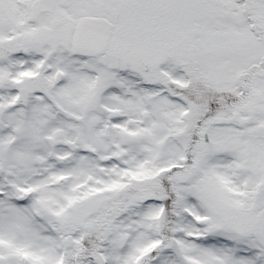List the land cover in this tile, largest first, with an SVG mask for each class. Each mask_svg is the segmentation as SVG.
Returning a JSON list of instances; mask_svg holds the SVG:
<instances>
[{
  "label": "snow or ice",
  "instance_id": "6c2138e0",
  "mask_svg": "<svg viewBox=\"0 0 264 264\" xmlns=\"http://www.w3.org/2000/svg\"><path fill=\"white\" fill-rule=\"evenodd\" d=\"M0 264H264V0H0Z\"/></svg>",
  "mask_w": 264,
  "mask_h": 264
}]
</instances>
